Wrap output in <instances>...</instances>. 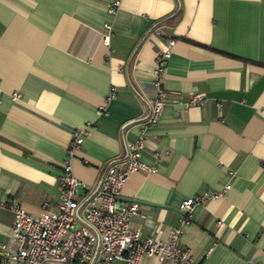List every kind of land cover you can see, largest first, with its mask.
Returning a JSON list of instances; mask_svg holds the SVG:
<instances>
[{
  "label": "crops",
  "instance_id": "1",
  "mask_svg": "<svg viewBox=\"0 0 264 264\" xmlns=\"http://www.w3.org/2000/svg\"><path fill=\"white\" fill-rule=\"evenodd\" d=\"M106 1L0 0V242L9 206L54 209L69 134L86 123L67 161L78 203L141 130L155 171L119 188L118 203L137 201L131 229L165 238L182 199L227 185L190 205L179 244L196 264H264V0H118L111 14ZM171 38L159 116L140 127L153 51ZM191 93L201 100L185 104Z\"/></svg>",
  "mask_w": 264,
  "mask_h": 264
},
{
  "label": "built area",
  "instance_id": "2",
  "mask_svg": "<svg viewBox=\"0 0 264 264\" xmlns=\"http://www.w3.org/2000/svg\"><path fill=\"white\" fill-rule=\"evenodd\" d=\"M117 5L118 0H107L105 12L113 13ZM106 37L107 34L102 33L100 38L105 40ZM171 42L172 38L167 39L163 48L153 51V76L149 83L152 93L146 115L138 123L140 127L153 124L159 116L163 103L161 69ZM112 91V88L107 91L106 99L112 96ZM17 95L11 92L10 98ZM201 98L200 93H191L185 104L200 101ZM102 106H97V112H102ZM86 128L87 124L84 123L69 134L66 159L59 165L61 174L58 175L57 184L60 189L54 209H47L45 202H42L39 212L32 215L17 205L9 206L13 218L5 241L0 242V258L19 264H110L115 260L122 264H139L142 257H153L156 264H196L179 244L181 226L186 221L190 205L202 202L205 197L220 196L227 185L217 191L182 199L179 209L183 217L179 218L178 225L168 229L165 238L140 236L127 224L128 219L137 213V201L130 199L123 204L117 201L119 188L129 173L135 170L144 173L155 171L153 163L147 164L139 156L144 144L142 131L133 140L125 141L121 157L107 160L97 180V187L78 203L76 190L82 184L70 172L67 161L72 150L79 146ZM79 206L82 216L78 219L76 208Z\"/></svg>",
  "mask_w": 264,
  "mask_h": 264
},
{
  "label": "trees",
  "instance_id": "3",
  "mask_svg": "<svg viewBox=\"0 0 264 264\" xmlns=\"http://www.w3.org/2000/svg\"><path fill=\"white\" fill-rule=\"evenodd\" d=\"M171 37H172V36H171ZM173 37H175V36H173ZM178 38H180V39H182V40L189 41V40L186 39V37H185V38H183V37H178Z\"/></svg>",
  "mask_w": 264,
  "mask_h": 264
},
{
  "label": "water",
  "instance_id": "4",
  "mask_svg": "<svg viewBox=\"0 0 264 264\" xmlns=\"http://www.w3.org/2000/svg\"><path fill=\"white\" fill-rule=\"evenodd\" d=\"M95 187H97V185H96ZM94 189H95V188H93V190L91 191V193L94 191ZM76 210H77V208H76Z\"/></svg>",
  "mask_w": 264,
  "mask_h": 264
}]
</instances>
